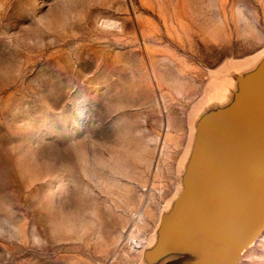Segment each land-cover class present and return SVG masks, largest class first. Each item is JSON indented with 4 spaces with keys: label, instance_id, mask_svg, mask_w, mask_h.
<instances>
[{
    "label": "rangeland",
    "instance_id": "rangeland-1",
    "mask_svg": "<svg viewBox=\"0 0 264 264\" xmlns=\"http://www.w3.org/2000/svg\"><path fill=\"white\" fill-rule=\"evenodd\" d=\"M263 59L264 0H0V264H145Z\"/></svg>",
    "mask_w": 264,
    "mask_h": 264
},
{
    "label": "water",
    "instance_id": "water-1",
    "mask_svg": "<svg viewBox=\"0 0 264 264\" xmlns=\"http://www.w3.org/2000/svg\"><path fill=\"white\" fill-rule=\"evenodd\" d=\"M234 101L199 122L183 190L145 264H238L264 230V59Z\"/></svg>",
    "mask_w": 264,
    "mask_h": 264
},
{
    "label": "bare ground",
    "instance_id": "bare-ground-1",
    "mask_svg": "<svg viewBox=\"0 0 264 264\" xmlns=\"http://www.w3.org/2000/svg\"><path fill=\"white\" fill-rule=\"evenodd\" d=\"M136 244V246L138 247V248H143V244H142V241L140 242H138V243H135ZM135 248V247H134Z\"/></svg>",
    "mask_w": 264,
    "mask_h": 264
}]
</instances>
